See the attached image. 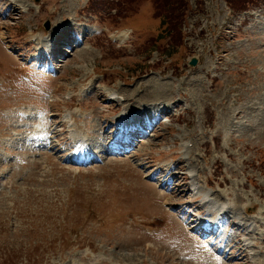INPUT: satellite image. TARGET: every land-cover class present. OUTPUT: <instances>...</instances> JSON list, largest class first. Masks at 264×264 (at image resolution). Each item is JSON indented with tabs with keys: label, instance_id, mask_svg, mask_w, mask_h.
Wrapping results in <instances>:
<instances>
[{
	"label": "rangeland",
	"instance_id": "rangeland-1",
	"mask_svg": "<svg viewBox=\"0 0 264 264\" xmlns=\"http://www.w3.org/2000/svg\"><path fill=\"white\" fill-rule=\"evenodd\" d=\"M228 1L191 0L178 47L158 0H0V264H224L178 215V201L201 213L210 199L254 244L253 259L232 249L227 263L264 264V0ZM34 35L49 52L48 36L70 37L46 59L51 71L28 67ZM137 107L169 112L129 147L134 158L91 151L118 129L117 111ZM29 111L50 123L38 135ZM72 133L96 162L67 159ZM172 167V180L159 174ZM166 200L179 205L168 212Z\"/></svg>",
	"mask_w": 264,
	"mask_h": 264
},
{
	"label": "bare ground",
	"instance_id": "bare-ground-1",
	"mask_svg": "<svg viewBox=\"0 0 264 264\" xmlns=\"http://www.w3.org/2000/svg\"><path fill=\"white\" fill-rule=\"evenodd\" d=\"M53 38L56 40V52H57V54H58V56L59 55H61V52L59 51V49H58V46H61V45H63L64 43V45L65 46H69L70 45V42H69V40H70V37H69V35L68 36H62L61 37V39H60V43H58L57 42V38L55 37V36H53ZM63 38V39H62ZM68 44V45H67ZM42 55H43V53H42ZM41 55V56H42ZM2 84V83H1ZM129 111V110H128ZM156 112V111H155ZM157 112H158V110H157ZM127 114L126 115H122V117H121V121H123V122H120V124L122 125V126H124L125 128H128L130 131H132V135L134 136V137H140L141 136V134H140V130L138 129V127H137V121L135 120V119H133V117H132V114H134V113H132L130 116L128 115V113L129 112H126ZM135 114H137V113H135ZM134 114V115H135ZM128 115V116H127ZM138 116H141V118L142 119H145V116L143 115V114H140V113H138L137 114ZM27 118V117H26ZM140 118V117H139ZM140 118V119H141ZM29 119V118H28ZM141 119V120H142ZM30 120V119H29ZM53 121V120H52ZM143 121V120H142ZM35 123H40L41 121H34ZM116 124V123H115ZM99 126V125H98ZM115 126H117V125H115ZM118 127V126H117ZM144 127V126H143ZM98 128V127H97ZM109 132L113 135L114 133H115V131L114 130H110V125H109ZM116 127H114L113 129H115ZM31 129H32V133H38V131H37V128H33V127H31ZM97 130H99V129H97ZM143 130V129H142ZM144 131V130H143ZM146 131V130H145ZM97 133V132H96ZM102 134H100L101 136H102V138H101V141H100V146H101V148L103 149V147L104 148H109V149H111V151H112V146H114V145H116L117 143L118 144H121L122 143V140H121V135L119 136V137H117V133H115L114 135H115V137L113 136V139H112V137H111V134L110 133H106V131H105V133H103V132H101ZM31 134V133H30ZM45 135V134H44ZM105 135H107L106 136V138H105ZM33 136V135H32ZM42 137V136H41ZM73 137L75 138V140H76V142H77V145H75L76 146V150H77V152H79V150H83V147H84V145H83V142H84V139L81 137V135H79V134H74L73 135ZM109 137H111L110 138V140L108 141V138ZM50 138V137H49ZM37 139V138H36ZM44 140H46V139H44ZM72 140V139H71ZM30 141V140H29ZM43 141V140H42ZM34 142V141H33ZM36 143V142H35ZM130 143H132V142H130ZM124 144V145H127V147H131V146H133V145H131V144ZM36 145V144H35ZM38 145V144H37ZM93 145V144H92ZM32 147V146H31ZM37 147V146H36ZM118 147H115V149H117ZM29 150H30V148H29ZM31 150H33V149H31ZM104 150V149H103ZM132 152V151H131ZM131 152H129V154H134V153H131ZM114 154H118V151H115L114 152ZM80 155H85L84 154V152L83 151H81V153H80ZM130 156V155H129ZM129 156H127V157H129ZM133 156H135V154L133 155ZM145 165H148L147 163L145 164ZM138 166H140V165H138ZM137 166V167H138ZM174 169H178V167L176 168V167H174V168H172V169H170V170H168V171H160V175L161 176H165V177H167V176H169V175H172V177H171V180L175 177V172L173 171ZM156 176V175H155ZM161 178V177H160ZM164 179V178H163ZM186 179H188V178H186ZM191 179V178H190ZM174 181V180H173ZM158 182V181H157ZM166 183H164V185H165ZM172 184V183H171ZM167 186V185H166ZM163 187V188H167V187ZM170 186V185H169ZM169 192H170V194H173L172 193V191H170V190H168ZM167 191V192H168ZM166 193H163L162 195L164 196V197H168V196H166L165 195ZM178 194V193H177ZM178 202H180V205L183 203L182 201H178ZM175 205H179V204H175V203H172V202H170V200H166L165 202H164V208L166 209V210H168V212H172V208H173V206H175ZM166 207H168V208H166ZM185 207V206H184ZM187 208V207H186ZM222 209H224L225 210V207H223L222 206V208H220V209H217V211H220V210H222ZM184 211H185V209H183ZM182 210V211H183ZM202 212H204V211H202ZM201 212V213H202ZM184 213V212H183ZM179 215V218L181 219L182 217H183V215H180V214H178ZM175 218L178 220L179 218L178 217H176L175 216ZM180 221V220H179ZM194 223V222H193ZM150 227V226H149ZM199 227V225H197L196 226V228H198ZM145 231H147V229L145 230ZM195 231H196V229H195ZM147 233V232H146ZM148 234V233H147ZM152 234V233H151ZM155 234V233H154ZM195 234H196V232H195ZM199 234V233H198ZM193 236H195V237H197V238H199L198 240H199V244L201 245V248H202V250H203V252L204 253H206L208 256H210L211 258H210V260L211 259H215V261H214V263L215 262H217L216 260H218V261H220V263H224V264H228L227 263V259H226V257H223V258H217V256H214V255H212L211 253L212 252H210L211 251V249H212V247H209V246H204L203 245V243H204V240L205 239H203L202 237L200 238V237H198L197 235H194V234H192ZM201 235H207V233L206 232H204V233H202ZM152 236V235H151ZM146 238V237H145ZM232 242L234 243L235 242V244L236 245H240V242H241V236L240 235H238V236H235V238H233V240H232ZM236 245H233V249H238L237 247H236ZM245 245V244H244ZM242 248H239L238 250H237V252H233V254L234 255H243V253H242ZM245 252V251H244ZM242 253V254H241ZM206 256V255H205ZM246 256V257H245ZM207 257V256H206ZM235 258V257H234ZM250 258L249 257H247V255H244V261H246V260H249ZM208 263V262H207ZM211 264V263H210ZM229 264H231V263H229Z\"/></svg>",
	"mask_w": 264,
	"mask_h": 264
},
{
	"label": "trees",
	"instance_id": "trees-1",
	"mask_svg": "<svg viewBox=\"0 0 264 264\" xmlns=\"http://www.w3.org/2000/svg\"><path fill=\"white\" fill-rule=\"evenodd\" d=\"M154 1L156 3L157 0ZM158 2H160V5H162V7L170 8L171 10H173L172 19L175 20H178L182 16V13H185V10L187 8V0H158ZM174 28H176V26H174Z\"/></svg>",
	"mask_w": 264,
	"mask_h": 264
},
{
	"label": "water",
	"instance_id": "water-1",
	"mask_svg": "<svg viewBox=\"0 0 264 264\" xmlns=\"http://www.w3.org/2000/svg\"><path fill=\"white\" fill-rule=\"evenodd\" d=\"M45 27H46L47 30H49V28H50V22H47V23L45 24ZM196 64H197V59L194 58V59L190 62V65H191V66H195Z\"/></svg>",
	"mask_w": 264,
	"mask_h": 264
}]
</instances>
